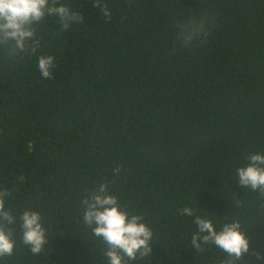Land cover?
<instances>
[{"label":"trees","instance_id":"trees-1","mask_svg":"<svg viewBox=\"0 0 264 264\" xmlns=\"http://www.w3.org/2000/svg\"><path fill=\"white\" fill-rule=\"evenodd\" d=\"M101 3L111 20L93 0H58L83 21L62 31L46 16L35 53L0 47V199L17 217L0 264H108L81 203L101 183L153 231L152 255L129 264H220L218 248L191 246L184 206L217 230L239 220L249 251L238 264H264V196L236 172L264 154V0ZM190 17L204 27L185 42ZM29 209L47 229L36 255L19 228Z\"/></svg>","mask_w":264,"mask_h":264},{"label":"clouds","instance_id":"clouds-1","mask_svg":"<svg viewBox=\"0 0 264 264\" xmlns=\"http://www.w3.org/2000/svg\"><path fill=\"white\" fill-rule=\"evenodd\" d=\"M93 2L100 13L108 20L112 19L106 4H102L101 0ZM57 4L58 0H0V47L7 51L9 58L19 52L37 51L40 43L34 39V25L46 16L58 17L62 31L68 30L72 23L83 21V17L76 11L64 4ZM178 27L179 35L188 42L203 30L204 25L190 17ZM54 66L52 56H39L38 69L42 78L52 79L51 69ZM247 160V166L236 170L238 185L264 196V154H248ZM113 171L118 174L120 167ZM81 203L84 206L83 223L104 243L102 251L108 264H129L130 261L142 260L152 255V229L143 222V215L130 214L123 209L118 198L109 194L106 183H101L88 193ZM196 212V209L188 206L179 210L180 215L193 217V223L198 228L191 236V246L196 251H203L204 245L214 246L226 254L220 264H238L249 251V242L241 231L239 220L226 222L217 230L210 219L197 215ZM18 219L22 243L32 254H39L47 243V229L43 226L41 214L31 209L24 210ZM16 221L17 217L5 209L4 201L0 199V257L13 255L15 240L10 226Z\"/></svg>","mask_w":264,"mask_h":264}]
</instances>
